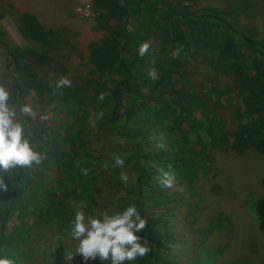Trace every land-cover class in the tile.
Segmentation results:
<instances>
[{"label": "trees", "instance_id": "1", "mask_svg": "<svg viewBox=\"0 0 264 264\" xmlns=\"http://www.w3.org/2000/svg\"><path fill=\"white\" fill-rule=\"evenodd\" d=\"M200 1L92 0L93 31L102 37L86 46L29 12L15 22L32 46L6 43L0 31L10 102L19 107L35 95L34 110L49 105L65 123L47 128L22 118L40 163L0 173L7 186L0 189V255L12 264H82L79 254L66 259L75 252L69 222L77 205L111 214L134 204L150 250L133 264H247L232 254L228 218H206L197 181L213 169L215 152L264 160V0ZM139 18L147 27L131 31ZM148 25L161 29L166 46L156 62L150 47L139 54L158 35ZM75 57L84 62L80 73L70 69ZM199 61L223 80L193 78L189 66ZM72 73V83L55 86ZM117 156L122 166H114ZM160 170L174 173L172 188L159 183Z\"/></svg>", "mask_w": 264, "mask_h": 264}, {"label": "rangeland", "instance_id": "2", "mask_svg": "<svg viewBox=\"0 0 264 264\" xmlns=\"http://www.w3.org/2000/svg\"><path fill=\"white\" fill-rule=\"evenodd\" d=\"M2 1L6 4L4 7H0L2 9L0 13L5 15L0 20V31L6 34V43L11 45L14 44L21 48L32 46L21 37L15 22V17L25 12L35 14L48 28L66 27L70 29L72 33L78 35L77 42L83 46L102 37L101 34L93 31L94 15L90 10L89 12L86 11L87 7H90V1ZM213 4L223 6V0H201L198 5ZM144 20L145 18L141 21L140 18L131 20V31L139 29V26L141 28L140 23L146 28L147 24ZM258 21L259 29L264 37V21ZM148 28L151 32L158 33L157 36L151 35L147 41L150 47L149 52L153 50V55L151 56L153 57V61L155 60L156 62L157 56L165 57L166 53H162V49H166V46L161 42V29L153 25H148ZM82 63L84 62L75 57L71 62L70 69L80 73L84 70V67L83 69L81 67ZM4 65V51H2V47L0 46V86L3 87L8 83L10 84L13 79L9 75L6 78L3 77ZM189 69L190 74L197 81L198 79L223 80L217 73H214V70L210 66L201 62L191 64ZM72 76L74 74L67 77L70 83L73 82ZM35 99H37L35 95H32L29 99L26 97L25 102L31 106V118L37 125L43 124L44 127L53 128L59 126L60 121L62 124H65L60 113L53 111L49 105L38 106V111L34 110ZM223 99L227 101L226 97ZM10 105L15 106L17 109L19 108L18 103L10 102ZM231 123L233 122L229 121L227 123V129L235 128L236 125L234 126ZM63 131L64 125L60 128L59 132L62 133ZM214 158L215 164L213 169L197 181L198 192H203V196L206 199V204L202 205L203 212L206 218L218 217V215H224L225 218H228V222L225 224L227 227L225 228V233L229 235V240L232 242V254H235V261L244 260L247 264H264V160L256 152H249L245 157H237L233 153L222 154L215 152ZM203 189H205V192L202 191ZM100 200L98 199V201ZM186 211H183V215ZM201 223V225L203 223L206 224L208 220L205 219ZM184 231L191 233L189 229H185ZM74 242L76 246V241ZM252 243L258 246V252L257 250H252L250 246ZM188 244H190V241ZM73 248L75 247L73 246ZM88 264H101V262L98 259L95 261L90 260Z\"/></svg>", "mask_w": 264, "mask_h": 264}, {"label": "clouds", "instance_id": "3", "mask_svg": "<svg viewBox=\"0 0 264 264\" xmlns=\"http://www.w3.org/2000/svg\"><path fill=\"white\" fill-rule=\"evenodd\" d=\"M149 44L144 43L139 48V54L144 55ZM153 75L152 72L149 73ZM67 78L56 81V87L68 86ZM100 99H103L101 95ZM19 114V119H18ZM32 108L26 103L17 109L10 105L9 91L0 86V173H6L10 168H26L40 163V153L29 142V133L23 117L31 116ZM123 159L114 158V166H122ZM86 173V169L82 170ZM159 183L164 188H172L175 175L171 171L160 170ZM120 180L127 183L128 176L120 174ZM7 186L0 181V189ZM69 235L76 241L75 252L68 255L72 260L74 254L82 257V264L99 260L101 264H133L138 257H144L149 252L147 243L139 235L146 227V220L141 216L134 204H129L111 214L107 212L86 214L77 205L72 220L69 222ZM0 264H12L6 256L0 255Z\"/></svg>", "mask_w": 264, "mask_h": 264}, {"label": "built area", "instance_id": "4", "mask_svg": "<svg viewBox=\"0 0 264 264\" xmlns=\"http://www.w3.org/2000/svg\"><path fill=\"white\" fill-rule=\"evenodd\" d=\"M89 10H90V12L92 13L91 8L88 6L86 11L89 12ZM92 14H93V13H92ZM93 15H94V14H93Z\"/></svg>", "mask_w": 264, "mask_h": 264}, {"label": "crops", "instance_id": "5", "mask_svg": "<svg viewBox=\"0 0 264 264\" xmlns=\"http://www.w3.org/2000/svg\"><path fill=\"white\" fill-rule=\"evenodd\" d=\"M86 1H87V2H89V1L91 2V0H86Z\"/></svg>", "mask_w": 264, "mask_h": 264}]
</instances>
